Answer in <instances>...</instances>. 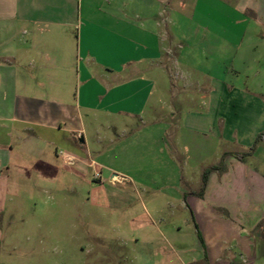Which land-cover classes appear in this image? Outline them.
I'll use <instances>...</instances> for the list:
<instances>
[{"label":"crops","instance_id":"obj_1","mask_svg":"<svg viewBox=\"0 0 264 264\" xmlns=\"http://www.w3.org/2000/svg\"><path fill=\"white\" fill-rule=\"evenodd\" d=\"M178 9H187L184 0H0V243L6 201L19 197L17 187L28 184L18 176L25 157L38 158L46 170L61 163L78 172L110 173L104 159L113 151L103 145L114 143L109 130L116 126L108 123L139 122L129 132L133 150L123 155L125 169L138 177L130 178L132 186L167 189L185 202L207 264H264V166L240 161L236 155L242 148L225 151L213 165L223 160V171L209 174L202 197L201 189L186 193L182 188L187 155L180 148V130L250 147L264 128V101L244 100L229 118L219 95H227L228 88L213 76L201 110L189 108L194 101L187 96L176 99L175 81L182 80L184 90L190 87L187 67L195 57L192 36L181 34L173 18ZM251 9L263 26L264 0H254ZM184 27L193 26L186 20ZM212 42L217 51L232 50L225 38ZM249 43L252 53L256 44ZM165 90L172 95L168 104ZM251 113L254 123H261L253 132L242 125ZM147 123L149 130L141 128ZM88 129L96 148L103 149L97 159ZM59 149L75 159L73 165L64 163ZM255 153L256 148L251 156ZM57 177L67 179L58 172L53 181ZM117 180L115 174L109 178L113 184ZM170 238L179 248L182 238ZM201 259L190 257L187 263L201 264Z\"/></svg>","mask_w":264,"mask_h":264},{"label":"rangeland","instance_id":"obj_2","mask_svg":"<svg viewBox=\"0 0 264 264\" xmlns=\"http://www.w3.org/2000/svg\"><path fill=\"white\" fill-rule=\"evenodd\" d=\"M253 1L184 0L187 9H178L173 18L181 34L192 36L190 49L195 57L193 65L187 67L190 87L184 90L183 81H175L173 92L178 101L187 96L194 101L189 108L201 110L203 98L212 91V76L228 88L227 95L222 96L221 92L219 95L229 118L238 113L244 100L264 101V25L256 21L251 9ZM186 20L193 26L189 30L184 27ZM219 36L228 40L232 52L229 49L217 51L211 40ZM250 41L256 44L252 53L248 51ZM168 91L165 90L167 104L172 96ZM251 115L242 125L247 128L245 131L253 132L261 128V123H254L255 115ZM108 124L116 126L109 130V138L114 143L103 145L105 150L113 151L109 159L103 158L113 170L110 173L96 168L78 172L59 161L57 170H46L38 158H24L25 164L18 176L28 184L17 187L19 197H9L6 201L0 264H188L190 257L193 260L205 258L204 251L198 248L185 202L174 198L170 190L139 184L134 188L130 182V178L137 180L138 177L125 169L123 155L133 150L135 142L129 132L140 123ZM231 124L236 125L235 122ZM149 126L147 123L141 128L149 130ZM263 130L258 132L256 139ZM125 132L128 137L124 136ZM87 134L94 146L92 156L97 159L103 149L96 148L98 145L91 130L88 129ZM179 134L180 148L183 147L187 155L182 186L186 193L202 188L203 170L213 166L225 151L242 148V153H248L254 146L255 155L245 160L257 168L264 166V139L257 143L255 139L250 147H238L234 143L219 142L213 134L204 136L184 130ZM166 140L171 145L170 131ZM67 155L65 151L59 153L62 160ZM149 157L154 160V155L149 154ZM58 172L67 179L57 177L53 181ZM112 174L118 176L117 183L109 181ZM49 176L52 180L48 181L46 177ZM81 179L93 190L82 186ZM122 194L128 197L123 198ZM174 234L182 238L179 248L170 244ZM123 241L127 246L121 245ZM108 245L111 250L107 249Z\"/></svg>","mask_w":264,"mask_h":264},{"label":"trees","instance_id":"obj_3","mask_svg":"<svg viewBox=\"0 0 264 264\" xmlns=\"http://www.w3.org/2000/svg\"><path fill=\"white\" fill-rule=\"evenodd\" d=\"M262 139H264V132L259 134L257 139H256V143L261 141ZM254 149L255 147L252 146L250 148V151L248 153H242V154H238L236 155V157L240 160V161H245V157L247 156H251L252 153L254 152ZM223 160L221 161V163L217 166H213L209 169H206L202 175V188H201V192L199 193V196H203V193H204V189H205V186L207 185V181H208V176L211 172L213 171H223ZM196 232L198 233V236L200 237V234L196 228ZM201 264H207V259L206 257L202 260V263Z\"/></svg>","mask_w":264,"mask_h":264},{"label":"built area","instance_id":"obj_4","mask_svg":"<svg viewBox=\"0 0 264 264\" xmlns=\"http://www.w3.org/2000/svg\"><path fill=\"white\" fill-rule=\"evenodd\" d=\"M75 162V159L73 157H66L65 158V163L68 165H73Z\"/></svg>","mask_w":264,"mask_h":264},{"label":"water","instance_id":"obj_5","mask_svg":"<svg viewBox=\"0 0 264 264\" xmlns=\"http://www.w3.org/2000/svg\"><path fill=\"white\" fill-rule=\"evenodd\" d=\"M81 142H83V141H81Z\"/></svg>","mask_w":264,"mask_h":264}]
</instances>
